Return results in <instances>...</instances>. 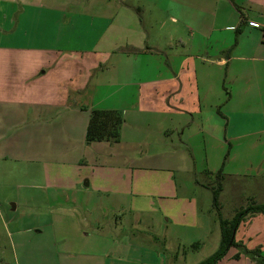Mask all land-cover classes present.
I'll return each mask as SVG.
<instances>
[{"label": "crops", "instance_id": "0c3cea01", "mask_svg": "<svg viewBox=\"0 0 264 264\" xmlns=\"http://www.w3.org/2000/svg\"><path fill=\"white\" fill-rule=\"evenodd\" d=\"M127 1L0 0V143L2 132L18 133L0 145V185L17 180L15 188L28 196L13 209L44 208L61 216L49 223L53 229L46 242L52 252L57 256V245L82 246L66 250L65 264H182L192 257L182 245L200 243L202 237L216 245L221 229L220 223L211 226L208 215L213 199L205 196L199 208L195 197L212 185L198 173L213 176L212 171L190 167L181 173L178 164L182 140L173 135L175 117L189 112L188 104L184 109L178 104L191 100L192 118L214 106L185 67L198 60L225 67L243 103L264 94V28L252 25L264 26V0ZM100 2L103 12L81 8ZM145 3L153 7L142 8ZM145 19L160 28L166 19L172 28L152 34ZM181 20L187 41L179 35ZM194 42L205 55L179 53L178 44L192 51ZM182 77L192 93L180 94ZM132 84L134 91L128 89ZM93 109L122 114L117 142L86 141ZM201 127L202 120L197 130ZM227 132L228 124L224 136H213L224 146L230 142ZM150 161L167 166L151 168ZM187 173L191 184L183 179ZM129 213V220L121 218ZM36 227L41 232L43 226ZM104 227L111 243L124 244L119 252L94 247ZM235 237L239 246L217 264H264V214L248 216Z\"/></svg>", "mask_w": 264, "mask_h": 264}, {"label": "rangeland", "instance_id": "374dc122", "mask_svg": "<svg viewBox=\"0 0 264 264\" xmlns=\"http://www.w3.org/2000/svg\"><path fill=\"white\" fill-rule=\"evenodd\" d=\"M125 2L128 3L127 0ZM47 4L50 3L47 2ZM77 7L79 8L78 5H75V8ZM122 7L123 9L125 8L124 3H122ZM146 7L153 6L145 3L142 8ZM81 8L86 10V12L92 10L103 12L102 2L95 6L90 3L88 5H81ZM145 12V9H141L139 14L143 16ZM142 22L151 23L153 28L149 26V30L152 34L155 32L163 34L172 28V24L166 19L161 21L163 24L161 28L154 20L149 21L145 19V22L143 20ZM179 22L177 25H181L180 38L183 41H187L189 33L183 26V22L186 21L181 20ZM198 48L200 46L195 44V42L192 43V51L188 50L189 47L187 50H184L181 44H178L177 47L179 53L183 54L182 56L196 53L200 54V56L205 55V51ZM210 49L212 48L208 46L207 51L209 54H213ZM166 51L170 52L171 50L167 49ZM182 56L181 58H183ZM194 63L196 66L192 68L189 67V63L187 64L185 67L186 73L190 75V78L198 79L199 92L204 93L206 90L208 93V103L214 104V106L207 107V112L203 116L192 118L191 113L188 114L192 112V101L182 100L178 104L183 109L188 104L187 107L189 108V112L175 117L178 122H176L177 129L173 131V135L175 140H177L179 134L182 140L181 157L178 160V164L183 168L181 173H184L190 167L196 168L198 171L211 170L213 176L198 173V178L205 181L206 184H215L216 173L220 169H223V191L220 195L221 211L224 218L232 219L238 211L245 209L250 204L264 202V94L261 97L243 103L238 95V84L229 78L227 79L225 67L219 69L213 64H204L200 60ZM181 84V95L192 93V85H189L184 77L181 78ZM260 86L264 89V80L260 82ZM152 87V85H149L150 91ZM146 88L147 86L143 90H146ZM128 89L134 91L136 86L132 84ZM202 97L203 102L207 104L204 94H202ZM228 99H230V102L227 104ZM190 105L191 107H189ZM247 106L255 108V110L248 113L240 110ZM201 120L203 127L198 131V125L201 123ZM227 124V136L230 142L229 144L226 142V145L223 146L213 135L224 136ZM229 124L231 125L230 128ZM2 134L3 140L0 145L4 147L9 144L10 140L15 139L18 133L10 128L6 132H2ZM4 135L6 136L4 137ZM235 135L238 137L231 139V136ZM147 165L156 169L159 166H167V164L152 163V161L147 163ZM183 179L191 184L193 176L191 173H187ZM16 181L6 179L0 185V264H50L48 260L50 258L54 259V257L58 258V261L54 264H65L62 261V257H64L63 254L66 250L78 249V246H82L77 244L57 245V256H55L56 252L54 250L52 252L50 243H47L50 240V234L53 229H51L49 223H51L52 219L53 221H57L58 219L61 221V216L57 213L46 212L44 208L31 210L20 206L16 210L13 209L14 204H17L18 200L28 199V196L23 195L25 191L20 193L15 188ZM187 183L185 184L187 185ZM205 196L207 198L212 197V191L210 189L202 190L200 194L195 196L200 201V204L198 203L199 208L206 204L207 200ZM53 198H50V200L52 201ZM56 198L61 199L60 196ZM43 199L44 197H42ZM36 204L40 205V203ZM208 215L211 219V226L215 223L218 225V216L213 207H211ZM130 217H132L130 213L121 215L122 219L126 218L129 220ZM198 223L199 226L203 224L201 218L198 219ZM36 225L43 226L40 228L41 232L37 231ZM211 226H209L208 233L210 237L213 236L214 232V228ZM202 228L204 234H206L203 225ZM126 230L124 229V231ZM101 232L102 236H100L99 243H95L94 247L101 253L105 252L110 246L116 252H119L120 247H123L124 244L119 241L115 244L111 243L112 240L110 241V239L104 237V233L108 232L107 227H104ZM204 239L207 238L202 237V242L200 243L181 246V251H185L186 254L192 253V257L182 264H196L218 249L221 237H219L216 245L213 242L212 244L205 242L203 241Z\"/></svg>", "mask_w": 264, "mask_h": 264}, {"label": "trees", "instance_id": "16d2710c", "mask_svg": "<svg viewBox=\"0 0 264 264\" xmlns=\"http://www.w3.org/2000/svg\"><path fill=\"white\" fill-rule=\"evenodd\" d=\"M241 32V27L236 30V35ZM237 39H235L236 42ZM123 116L117 110L93 109L90 113V119L86 131V141H112L117 142L120 138V129L123 124ZM223 169L216 173V182L212 185H206L212 191V207L218 216L221 229V241L218 249L207 258L196 264H217L226 256L231 247L239 246L236 241L235 233L241 222L248 216L255 214H264V202L252 203L245 209L238 211L232 219L223 217L220 204V195L223 191ZM246 253L254 254L256 250L245 249ZM239 257V254H237Z\"/></svg>", "mask_w": 264, "mask_h": 264}, {"label": "built area", "instance_id": "2783aa9c", "mask_svg": "<svg viewBox=\"0 0 264 264\" xmlns=\"http://www.w3.org/2000/svg\"><path fill=\"white\" fill-rule=\"evenodd\" d=\"M252 25L255 26V27H261V28H264V26H263L262 24L258 23V22H253ZM263 34H264V33H263Z\"/></svg>", "mask_w": 264, "mask_h": 264}]
</instances>
